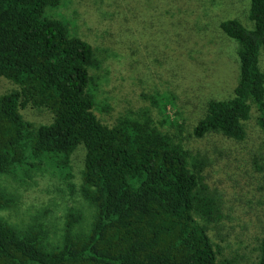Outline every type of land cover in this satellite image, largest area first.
Masks as SVG:
<instances>
[{
	"label": "trees",
	"instance_id": "obj_1",
	"mask_svg": "<svg viewBox=\"0 0 264 264\" xmlns=\"http://www.w3.org/2000/svg\"><path fill=\"white\" fill-rule=\"evenodd\" d=\"M64 2L0 0V76L16 86L0 95V264H240L210 235L224 201L206 180L210 159L186 139L244 140L254 107L264 131V0H249V24L220 21L237 44L236 84L229 97L208 101L187 134L171 93L149 96L158 119L150 107L124 111L112 124L97 117L101 62L70 28ZM28 105L47 109L52 120L25 119ZM79 146L77 187L71 156ZM44 172L88 205L68 207L54 230L45 215L12 217L20 202L15 183ZM255 264H264V235Z\"/></svg>",
	"mask_w": 264,
	"mask_h": 264
},
{
	"label": "rangeland",
	"instance_id": "obj_2",
	"mask_svg": "<svg viewBox=\"0 0 264 264\" xmlns=\"http://www.w3.org/2000/svg\"><path fill=\"white\" fill-rule=\"evenodd\" d=\"M248 7L249 0H65L61 10L72 31L94 46L101 62L94 69L99 85L93 110L98 118L112 124L124 111L150 107L158 119L149 96L171 93L187 134L211 98L232 94L237 44L219 23L238 18L249 24ZM260 65L264 70V48ZM15 87L0 76V95ZM22 111L35 124L52 120L45 108L28 105ZM257 115L254 107L244 140L219 134L186 139L192 152L210 159L206 180L222 193L224 218L210 235L226 255L238 254L240 264H255L264 235V131ZM83 154L79 146L71 156L77 187ZM27 180L15 183L20 190L17 210L12 211L15 220L45 215L54 230L63 224L68 207H88L80 195L64 193L62 181L50 172Z\"/></svg>",
	"mask_w": 264,
	"mask_h": 264
}]
</instances>
